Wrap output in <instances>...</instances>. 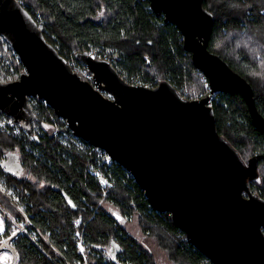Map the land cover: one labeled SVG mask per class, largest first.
<instances>
[{
  "label": "trees",
  "instance_id": "16d2710c",
  "mask_svg": "<svg viewBox=\"0 0 264 264\" xmlns=\"http://www.w3.org/2000/svg\"><path fill=\"white\" fill-rule=\"evenodd\" d=\"M19 1L73 70L82 66L77 54L88 52L89 45L113 48L120 53L113 66L130 84L156 87L169 81L188 100L203 91V74L185 51L181 32L156 17L148 0ZM203 7L215 18L208 49L251 84L264 116V0H204ZM106 58L112 61L111 55ZM24 71L0 39V81H15ZM33 109L38 120L31 131L20 136L0 131V179L24 208L19 213L0 193V209L8 214L4 237L15 233V225L30 224L11 242L18 264H80V237L88 264H157L151 248L127 228L134 216L171 263L213 264L169 213L149 205L133 177L116 163L104 169L112 182L104 198L90 173L97 166L95 148L76 138L44 101L36 99ZM213 109L218 132L245 162L262 156L250 187L264 199V133L254 127L240 93H221ZM12 155L19 171L6 166Z\"/></svg>",
  "mask_w": 264,
  "mask_h": 264
},
{
  "label": "water",
  "instance_id": "95a60500",
  "mask_svg": "<svg viewBox=\"0 0 264 264\" xmlns=\"http://www.w3.org/2000/svg\"><path fill=\"white\" fill-rule=\"evenodd\" d=\"M156 17L177 27L183 46L213 92L240 93L254 127L264 133L251 84L208 49L214 15L204 0H148ZM0 38L25 71L0 82V112L31 131L38 117L30 98L44 101L76 138L106 150L143 191L169 213L187 240L213 264H264V199L250 187L261 155L245 162L218 132L206 100H188L169 82L128 83L105 59H77L74 71L19 0H0ZM18 170V169H17Z\"/></svg>",
  "mask_w": 264,
  "mask_h": 264
},
{
  "label": "rangeland",
  "instance_id": "374dc122",
  "mask_svg": "<svg viewBox=\"0 0 264 264\" xmlns=\"http://www.w3.org/2000/svg\"><path fill=\"white\" fill-rule=\"evenodd\" d=\"M1 39V38H0ZM3 40V39H2ZM4 41V40H3ZM6 47L12 49L9 44H7L5 41H4ZM13 50V49H12ZM15 53V52H14ZM16 54V53H15ZM17 55V54H16ZM18 57V56H17ZM72 66V65H71ZM84 67V68H83ZM75 70L77 73H79L84 80L86 81H89L92 79V75L88 72V69L82 64V66L80 65H76L75 66ZM0 82H6L4 78L1 79ZM36 101V98H30L29 100V103L30 105L34 106V103ZM33 125V124H32ZM35 126V125H34ZM36 127V126H35ZM36 129V128H35ZM0 131H8L9 133L15 135V136H20L22 134V132H27L23 129L20 128L19 125H12L11 124V120L6 117L4 114H2L0 112ZM32 137V136H31ZM6 166L8 168H11V170H15L16 168L19 167L18 165V161L16 159V157L14 155L11 156L10 158V161L9 162H6ZM20 169L18 168L17 171H19ZM21 173V172H20ZM4 180V179H3ZM0 193L1 195L6 198V200L8 201H11L13 202L12 204L15 206L16 210L19 212V213H24V208L23 206L20 205L19 203V198L17 197V195L15 194V191L12 190V189H7L5 186H4V183L2 182V180L0 179ZM109 209L111 211H113V209L111 207H109ZM7 212L3 211L2 209H0V231H1V228L3 227L4 228V231L6 229V226H5V221L7 219ZM25 223H20V224H17L15 225V232L17 230H19L20 228L24 227ZM127 228L129 230L130 233H132L133 235H135V237L139 240V241H142L145 245H148L150 248H151V251L152 253L154 254L155 256V259H156V262L157 264H173L171 263L167 256L165 255V253L160 250L156 245L155 243L151 240V239H148L146 238L142 231H141V228L139 226V222H138V218L137 216H134L132 217L128 222H127ZM1 235V234H0ZM7 240V237H4V235L0 236V246L2 244H4V242ZM111 253L112 255L115 253V248L111 250ZM10 254L7 253V252H2L0 253V261H1V264H10L11 263V260L8 259V260H5L6 257H9Z\"/></svg>",
  "mask_w": 264,
  "mask_h": 264
},
{
  "label": "built area",
  "instance_id": "2783aa9c",
  "mask_svg": "<svg viewBox=\"0 0 264 264\" xmlns=\"http://www.w3.org/2000/svg\"><path fill=\"white\" fill-rule=\"evenodd\" d=\"M151 9V6H150ZM152 10V9H151ZM153 12V11H152ZM89 54L96 58V56H105V58H98V59H105L108 60L106 57L111 55L112 56V61L108 60L112 65L113 63L116 62V60L120 59V53L117 49H113V48H108V49H104V48H99V47H95L93 45H89ZM201 83L203 86V91L194 99L192 100H201V99H205L206 100V105L213 108V106L218 102V99L220 97V92H213L208 79L203 75V77H201ZM133 85H141L140 83H135ZM149 88H155L154 86H146ZM10 119V118H9ZM11 120V124L12 125H18L15 124L13 122L12 119ZM20 126V125H19ZM21 128V126H20ZM22 129V128H21ZM95 160H96V165L97 166H91L90 167V173L96 178L97 182L100 185V188L103 192V196L104 198L107 195V191H108V187H112V182L109 180V178H107L104 175V169L106 171H108L109 167L112 166V164L116 163L113 158L111 157V155L104 149H100V148H95ZM117 164V163H116ZM118 165V164H117ZM24 227L20 228L19 230H17L15 233H13L11 236L7 237V240L4 242V244L8 241L10 246H11V251L8 250H4L2 249V247L4 246V244H2L0 246V253L2 252H7L10 254L9 257H6L5 260L10 259L11 263L10 264H18V255L17 252L15 251V249L13 248L11 242L12 240L20 233H23L26 229L27 226H29L30 224L28 223V221L26 220ZM0 234L3 236L4 235V228H1ZM0 235V236H1ZM77 248L79 250V252L82 255V263L80 264H88V261L86 259V254H85V245L83 243V239L80 237V240L77 244ZM1 264V261H0Z\"/></svg>",
  "mask_w": 264,
  "mask_h": 264
},
{
  "label": "bare ground",
  "instance_id": "6f19581e",
  "mask_svg": "<svg viewBox=\"0 0 264 264\" xmlns=\"http://www.w3.org/2000/svg\"><path fill=\"white\" fill-rule=\"evenodd\" d=\"M2 249L11 251V246H10V244H9L8 241L4 244V246L2 247Z\"/></svg>",
  "mask_w": 264,
  "mask_h": 264
},
{
  "label": "flooded vegetation",
  "instance_id": "af4514ba",
  "mask_svg": "<svg viewBox=\"0 0 264 264\" xmlns=\"http://www.w3.org/2000/svg\"><path fill=\"white\" fill-rule=\"evenodd\" d=\"M36 122V121H35ZM35 122H33V124H35Z\"/></svg>",
  "mask_w": 264,
  "mask_h": 264
}]
</instances>
